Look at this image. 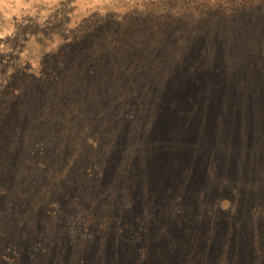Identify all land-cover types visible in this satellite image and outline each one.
<instances>
[{
  "label": "rangeland",
  "instance_id": "obj_1",
  "mask_svg": "<svg viewBox=\"0 0 264 264\" xmlns=\"http://www.w3.org/2000/svg\"><path fill=\"white\" fill-rule=\"evenodd\" d=\"M0 264H264V0H0Z\"/></svg>",
  "mask_w": 264,
  "mask_h": 264
},
{
  "label": "trees",
  "instance_id": "obj_2",
  "mask_svg": "<svg viewBox=\"0 0 264 264\" xmlns=\"http://www.w3.org/2000/svg\"><path fill=\"white\" fill-rule=\"evenodd\" d=\"M255 1V0H254Z\"/></svg>",
  "mask_w": 264,
  "mask_h": 264
}]
</instances>
